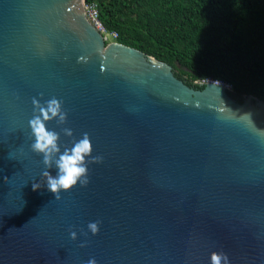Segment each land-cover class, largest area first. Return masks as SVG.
<instances>
[{
	"label": "water",
	"instance_id": "water-1",
	"mask_svg": "<svg viewBox=\"0 0 264 264\" xmlns=\"http://www.w3.org/2000/svg\"><path fill=\"white\" fill-rule=\"evenodd\" d=\"M85 3L0 0V264H264V101L107 42ZM52 97L61 152L87 132L103 157L58 201L28 124Z\"/></svg>",
	"mask_w": 264,
	"mask_h": 264
},
{
	"label": "trees",
	"instance_id": "trees-1",
	"mask_svg": "<svg viewBox=\"0 0 264 264\" xmlns=\"http://www.w3.org/2000/svg\"><path fill=\"white\" fill-rule=\"evenodd\" d=\"M107 33L174 67L190 85L264 101V0H86ZM180 64L182 68H178Z\"/></svg>",
	"mask_w": 264,
	"mask_h": 264
},
{
	"label": "clouds",
	"instance_id": "clouds-1",
	"mask_svg": "<svg viewBox=\"0 0 264 264\" xmlns=\"http://www.w3.org/2000/svg\"><path fill=\"white\" fill-rule=\"evenodd\" d=\"M87 62V56H80L78 62ZM43 95V94H41ZM34 106L33 117L28 121L31 132L29 139L34 141L30 145L32 152L42 155V163L45 170L42 172V177L45 181V186L50 191L55 199H61V191H69L78 183L81 187L89 184V169L88 165L92 163H100L103 160L102 156H92V143L87 132L82 134V138L74 140L71 147H64L61 152L60 133L47 128V122L56 120L58 125H64L67 122V111L63 108V101L52 97L41 104L39 100L33 98ZM61 131L67 136H73V131L70 128L64 127ZM22 151V150H21ZM23 154V153H22ZM10 158L12 154L10 153ZM57 168L56 176L50 174L47 170L51 167ZM7 181V177L4 178ZM33 190L42 187L41 183H33ZM101 221L90 222L88 229L95 235L99 232ZM87 235V233H84ZM71 239L77 238V233H70ZM84 247V244L80 245ZM211 264H229L228 256L224 252H212L210 255ZM87 264H97L96 260L90 259Z\"/></svg>",
	"mask_w": 264,
	"mask_h": 264
},
{
	"label": "built area",
	"instance_id": "built-area-1",
	"mask_svg": "<svg viewBox=\"0 0 264 264\" xmlns=\"http://www.w3.org/2000/svg\"><path fill=\"white\" fill-rule=\"evenodd\" d=\"M84 7H85V12H86V16H87L88 20L104 35L105 40L107 42H109V39L112 38V40L115 41V38L118 37V34L115 32L114 33L113 32L112 33L106 32L105 27L100 22L99 10H98L97 5L85 3ZM207 83H216V84L224 85L230 91L232 90L231 85L226 84V83L221 82V81L207 80V81L201 82L200 84H207Z\"/></svg>",
	"mask_w": 264,
	"mask_h": 264
},
{
	"label": "rangeland",
	"instance_id": "rangeland-1",
	"mask_svg": "<svg viewBox=\"0 0 264 264\" xmlns=\"http://www.w3.org/2000/svg\"><path fill=\"white\" fill-rule=\"evenodd\" d=\"M114 40H112V38L109 39V42H113Z\"/></svg>",
	"mask_w": 264,
	"mask_h": 264
}]
</instances>
